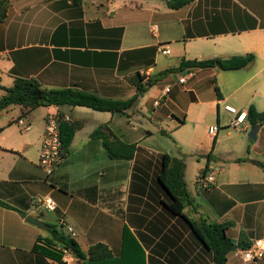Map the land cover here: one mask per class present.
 Instances as JSON below:
<instances>
[{"label":"crops","instance_id":"1","mask_svg":"<svg viewBox=\"0 0 264 264\" xmlns=\"http://www.w3.org/2000/svg\"><path fill=\"white\" fill-rule=\"evenodd\" d=\"M248 53L251 61L238 69L188 66L158 75L182 59ZM135 72L143 73L142 81L156 80L124 113L38 106L21 117L30 125L22 130L15 122L19 106L0 109V200L11 206H0V264H212L186 222L162 204L168 198L156 175L163 153L184 163L190 203L182 213L225 225L236 247L224 264H264V253L245 262L235 251L264 238V170L252 162L264 164V123L251 139L247 121L237 132L221 122L222 115L231 118L224 104L264 109V0H192L175 9L164 0H9L0 22L1 86L32 77L45 88L125 99L135 93ZM180 75L186 76L182 83ZM54 110L76 128L66 154L45 175L37 159L44 116ZM97 126L108 140L135 143L133 156L109 158L101 137L91 134ZM210 126L217 127L214 133ZM163 136L175 154L161 146ZM211 169L210 187L201 188L197 177ZM44 196L51 210L36 202ZM42 210L52 212V220ZM28 214L43 225L26 221ZM60 219L83 253L100 242L110 255L87 261L33 251L36 239L50 238L44 224Z\"/></svg>","mask_w":264,"mask_h":264},{"label":"trees","instance_id":"2","mask_svg":"<svg viewBox=\"0 0 264 264\" xmlns=\"http://www.w3.org/2000/svg\"><path fill=\"white\" fill-rule=\"evenodd\" d=\"M78 2L79 0H70ZM192 0H164L165 6L170 9L178 8ZM9 0H0V22L6 17V10ZM252 59V54L231 55L226 58L214 57L207 59H182L175 67H169L158 73L165 75L170 71L180 70L183 67H207L215 66L220 70L238 69L248 64ZM157 75V76H158ZM143 73L135 72L130 77L134 86L135 93L125 99L102 97L91 92H87L75 87L45 88L41 86L32 77H14L12 84L8 87L0 85L2 93L0 94V109L9 105L20 107V116H24L30 110L38 106H84L97 111H107L110 113H124V111L134 106L138 96L151 86L156 78L147 77L142 81ZM217 94V87L213 86ZM245 119L251 125L264 123V109L256 111L252 105H249L245 111ZM102 126H97L91 131L92 135L101 137L102 145L109 158L130 159L135 151V143H125L116 137L107 139L102 132ZM76 125L69 121L59 124V141L61 155L67 152V147L72 138ZM261 169L264 170V164L252 160ZM184 163L182 158L170 156L166 153L161 155V168L156 179L162 186L167 195L168 201L162 202L164 207L173 215L180 216L187 224L190 231L196 238L210 251L212 264H224L226 253L233 250L236 246L230 240L224 230V224L196 222L187 218L182 213L185 203H190L185 184L183 180ZM203 171V170H202ZM201 171V172H202ZM0 206H11L0 200ZM50 238H38L32 245V250L51 258H60L61 249H66L77 258L86 257L87 261L103 258L110 255V251L103 243L96 242L88 246L86 253H83L77 242L70 236L64 234L60 226L54 223H45ZM247 243H240V248L245 247Z\"/></svg>","mask_w":264,"mask_h":264},{"label":"built area","instance_id":"3","mask_svg":"<svg viewBox=\"0 0 264 264\" xmlns=\"http://www.w3.org/2000/svg\"><path fill=\"white\" fill-rule=\"evenodd\" d=\"M158 50L161 53H167L168 49L166 47L159 46ZM191 75V73H187ZM186 79L185 75L177 76V81L179 83L184 82ZM167 90V87L164 88V92ZM159 99L154 101V104H158ZM223 110L226 111L230 116L229 120V127L233 129L239 128L243 122L246 121L245 119V111H238L234 106L230 104H224ZM17 117L15 119L16 124L22 125V130L29 129L30 125L25 123L23 119ZM44 125H43V132L40 141V148L37 163L45 173V175H49L55 166H57L60 161L62 160L61 150H60V141H59V131L58 127L61 122L69 121L68 115L61 113L58 110L50 111L46 113L44 116ZM216 126H210L208 131L210 133H214L216 131ZM211 169L208 173L204 174L202 171L199 176L197 177V182L201 188L207 189L210 187V184L213 180ZM36 202L39 203L41 208L51 210L53 208V203L50 198L44 196L41 198H37ZM58 225L60 226L61 231L72 237L73 231L72 228L64 223L61 219L58 220ZM63 253H67L66 249H61ZM236 254L242 261H252L256 258H259L264 253V238H255L249 241V243L242 248H237Z\"/></svg>","mask_w":264,"mask_h":264},{"label":"rangeland","instance_id":"4","mask_svg":"<svg viewBox=\"0 0 264 264\" xmlns=\"http://www.w3.org/2000/svg\"><path fill=\"white\" fill-rule=\"evenodd\" d=\"M126 2L128 3H131V4H134V1H137L138 0H125ZM140 1V0H139ZM163 45V44H161ZM43 107V110L46 108L45 106H42ZM223 118L221 120L222 123H225V124H229V120H230V117L228 115H222ZM227 130H230L231 132H237L239 128L237 129H233V128H230L229 126L227 128H225ZM159 141L161 142V146L165 149V150H168V152H171V153H174L175 154V149L173 148L172 146V143H171V140L169 138H166V137H159ZM42 214L47 216L50 220H52L53 218V215L52 212H47L46 210H42ZM68 255L72 254L70 253L69 251L67 252Z\"/></svg>","mask_w":264,"mask_h":264},{"label":"water","instance_id":"5","mask_svg":"<svg viewBox=\"0 0 264 264\" xmlns=\"http://www.w3.org/2000/svg\"><path fill=\"white\" fill-rule=\"evenodd\" d=\"M257 129H258V124L251 126L248 131L247 136L250 137L251 139H254ZM25 220L34 225H40V226L43 225V222L37 220L34 216L29 215V214L25 216Z\"/></svg>","mask_w":264,"mask_h":264}]
</instances>
